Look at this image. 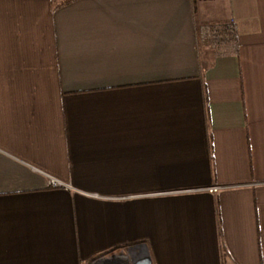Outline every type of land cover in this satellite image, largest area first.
Segmentation results:
<instances>
[{"label":"crops","instance_id":"1","mask_svg":"<svg viewBox=\"0 0 264 264\" xmlns=\"http://www.w3.org/2000/svg\"><path fill=\"white\" fill-rule=\"evenodd\" d=\"M134 244L264 264V0H0V264Z\"/></svg>","mask_w":264,"mask_h":264},{"label":"built area","instance_id":"2","mask_svg":"<svg viewBox=\"0 0 264 264\" xmlns=\"http://www.w3.org/2000/svg\"><path fill=\"white\" fill-rule=\"evenodd\" d=\"M235 33H236V27L233 20H231L227 25L223 27L222 26L201 27L199 30V39L200 41L205 42L211 45L212 47H216L225 41H235ZM48 183L52 187H59L65 185L61 181L52 177H49ZM210 190H215V188L213 187ZM137 246H142V244L129 245L128 247L119 248L117 250H114L113 252L102 254L94 258L90 264H94L102 259H106L111 256L120 255V254H126V256L130 258L131 257L130 251L133 252V249H135ZM136 259L138 258L135 259L131 258L128 264H133ZM110 264H115V263L111 262Z\"/></svg>","mask_w":264,"mask_h":264},{"label":"bare ground","instance_id":"3","mask_svg":"<svg viewBox=\"0 0 264 264\" xmlns=\"http://www.w3.org/2000/svg\"><path fill=\"white\" fill-rule=\"evenodd\" d=\"M130 253H131V257L129 259H127L125 257L126 254H120V255H114V256H112V259L110 260V262L115 263V264H124V261L130 262L131 258L135 259V258H140V257L147 256L146 255L147 252H146V250H145V248L143 246H137L135 249H133V252L130 251ZM132 253H133V255H132ZM108 259L109 258L104 259V260L102 259V260L103 261H106ZM99 264H101V263L99 262Z\"/></svg>","mask_w":264,"mask_h":264},{"label":"water","instance_id":"4","mask_svg":"<svg viewBox=\"0 0 264 264\" xmlns=\"http://www.w3.org/2000/svg\"><path fill=\"white\" fill-rule=\"evenodd\" d=\"M133 264H152V263L151 260L147 256H145L136 259Z\"/></svg>","mask_w":264,"mask_h":264},{"label":"flooded vegetation","instance_id":"5","mask_svg":"<svg viewBox=\"0 0 264 264\" xmlns=\"http://www.w3.org/2000/svg\"><path fill=\"white\" fill-rule=\"evenodd\" d=\"M106 259H107V258H106ZM111 259H112V256L109 257V259L106 260V261H103V260H104V259H103V260H101L102 262H101V261H97V262L94 263V264H99V262H100L101 264H108V263L110 264V263H111V262H110Z\"/></svg>","mask_w":264,"mask_h":264},{"label":"rangeland","instance_id":"6","mask_svg":"<svg viewBox=\"0 0 264 264\" xmlns=\"http://www.w3.org/2000/svg\"><path fill=\"white\" fill-rule=\"evenodd\" d=\"M114 250H111V251H109V252H107V253H110V252H113ZM118 252V251H117ZM127 259H129L127 256H125ZM129 262L128 261H124V264H128Z\"/></svg>","mask_w":264,"mask_h":264}]
</instances>
